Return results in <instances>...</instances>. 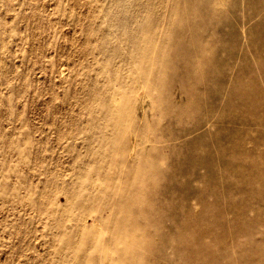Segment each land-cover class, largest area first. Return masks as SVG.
<instances>
[{"label":"rangeland","instance_id":"374dc122","mask_svg":"<svg viewBox=\"0 0 264 264\" xmlns=\"http://www.w3.org/2000/svg\"><path fill=\"white\" fill-rule=\"evenodd\" d=\"M0 264H264V0H0Z\"/></svg>","mask_w":264,"mask_h":264}]
</instances>
